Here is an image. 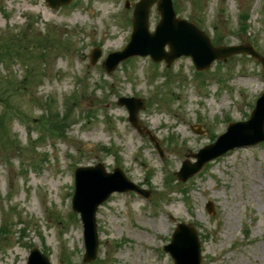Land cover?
Wrapping results in <instances>:
<instances>
[{"label":"rangeland","instance_id":"obj_1","mask_svg":"<svg viewBox=\"0 0 264 264\" xmlns=\"http://www.w3.org/2000/svg\"><path fill=\"white\" fill-rule=\"evenodd\" d=\"M138 1L50 9L45 0H0V264H26L32 247L50 264H83L73 173L97 163L121 169L149 198L113 194L98 208L97 256L85 264H173L161 248L179 223L197 230L201 264H264V142L227 152L186 182L175 175L229 123L249 118L264 90L261 66L237 55L199 74L188 57L169 67L135 57L106 73L102 62L127 44ZM172 6L213 44L249 43L264 56V0ZM158 20L154 5L150 32ZM121 97L142 101L140 134Z\"/></svg>","mask_w":264,"mask_h":264},{"label":"water","instance_id":"obj_2","mask_svg":"<svg viewBox=\"0 0 264 264\" xmlns=\"http://www.w3.org/2000/svg\"><path fill=\"white\" fill-rule=\"evenodd\" d=\"M72 0H47L52 8L69 4ZM156 0H140L134 8L132 17V33L130 41L120 52L110 54L104 62L106 72H112L116 66L133 56L149 55L154 62L162 60L169 66L181 56L191 57L197 71L206 70L213 61L223 60L237 54H246L257 60L264 73V57H261L250 45L213 47L208 37L196 26L175 17L171 0H159L156 10L160 20L153 33L148 32V16L151 6ZM165 46L168 51H165ZM100 56L94 50L90 56L94 64ZM118 103L125 105L129 112V121L138 128L136 114L143 108L142 102L134 98H120ZM264 141V93L256 102L249 120L230 124L227 131L218 137L214 144L203 147L192 157L194 163L185 161L176 173L178 179L185 182L199 173L203 166L227 151L255 145ZM135 191L142 195L147 192L140 190L128 181L122 171L115 168L106 173L102 164L94 167H79L75 172V193L72 210L80 214L84 228L85 255L84 262H92L96 258L98 235L96 211L98 207L114 192ZM169 253L174 264H201L200 243L193 227L178 224L171 236V241L163 247ZM27 264H49L48 259L37 249L30 252Z\"/></svg>","mask_w":264,"mask_h":264}]
</instances>
